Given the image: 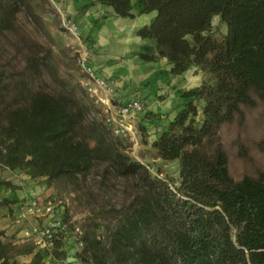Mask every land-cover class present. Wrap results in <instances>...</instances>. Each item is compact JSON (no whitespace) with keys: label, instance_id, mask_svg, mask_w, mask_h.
Segmentation results:
<instances>
[{"label":"trees","instance_id":"16d2710c","mask_svg":"<svg viewBox=\"0 0 264 264\" xmlns=\"http://www.w3.org/2000/svg\"><path fill=\"white\" fill-rule=\"evenodd\" d=\"M95 1L112 7L118 17L134 18L133 10L156 13L138 34L165 50L157 54L146 46L138 54L141 60L156 62L163 55L173 76L198 66L213 77L183 92L184 107L153 141L162 159L179 160L178 182L153 176L147 165L114 149L101 129L84 128L86 109L75 97L32 92L26 81L12 90L1 45L0 169L22 170L51 186L59 179L85 178L107 163L106 176L135 180L138 193L115 225L106 228L107 238L98 235V225L85 231L86 246L77 255L82 263L264 264V171L235 180L219 135L242 104L256 105L252 92L264 105V0ZM93 4H85L83 11ZM47 5L50 0H0V39L15 29L21 12L40 24L36 7ZM218 16L227 26L221 38L211 32ZM41 53L42 46L32 47L27 68L34 77L42 75L43 67L51 68ZM1 186L21 188L6 180H0ZM4 236L0 232V264L45 263L49 253ZM52 254L68 257L64 250ZM21 255H33V260L19 262Z\"/></svg>","mask_w":264,"mask_h":264},{"label":"rangeland","instance_id":"374dc122","mask_svg":"<svg viewBox=\"0 0 264 264\" xmlns=\"http://www.w3.org/2000/svg\"><path fill=\"white\" fill-rule=\"evenodd\" d=\"M90 1L94 4L87 12L83 11V6ZM107 8L95 0H50V5L45 9L36 7L41 16L40 24L21 12L15 29L0 39L1 64L12 82V90H16L15 85L21 81H26L32 92L45 90L56 95L75 97L86 109L84 128L93 126L101 129L114 149L147 165L153 176L178 182L179 160L162 159L153 141L184 107L187 99L182 97L183 92L204 82H212L213 77L198 66L183 75L173 76L169 61L163 55L159 56L155 64L142 63L141 68L135 64L139 62L137 58L140 59V52L126 57L112 55L113 47L102 37L109 22L107 18L110 11ZM60 11L80 22V40L64 29ZM211 32L217 38L227 33V26L219 16L214 18ZM189 38L192 39L191 36ZM149 40L147 47L152 52L159 54L165 50L154 39ZM83 45L90 50L97 66L107 68L112 74L110 77L121 82L124 94L119 97V101L137 99L144 104L145 112L134 121L133 134L115 135L105 123L101 105L91 98L85 88V76L78 67L79 50ZM33 46H42L41 55L51 65V68L43 67L40 77L31 75L27 68ZM252 95L256 105L242 104L241 112L235 115L233 121L223 124L219 132L229 156L230 174L237 181L246 175L257 177L260 171H264V105L255 92ZM151 112L155 115L153 118L148 116ZM107 165L101 163L90 175L75 181L55 180L51 184L50 194L35 197L52 200L59 217L79 223L84 231L98 225V235L107 238L106 228L115 225L119 212L139 190L133 178H124L116 173L106 176ZM12 173L24 178L28 176L22 170ZM30 180L36 185L45 183L44 179ZM71 246L69 242L62 245L70 259L73 256Z\"/></svg>","mask_w":264,"mask_h":264},{"label":"built area","instance_id":"2783aa9c","mask_svg":"<svg viewBox=\"0 0 264 264\" xmlns=\"http://www.w3.org/2000/svg\"><path fill=\"white\" fill-rule=\"evenodd\" d=\"M60 13L64 29L80 40V24L65 12ZM79 51L78 67L85 76V88L91 98L101 105L106 125L117 136L133 134L134 121L145 112L144 104L137 99L119 101L116 81L99 71L86 46L83 45ZM14 208L18 222H30L24 238L33 243L37 250L52 254L56 250H63L62 245L69 242L77 264H85L77 258L86 246L84 229L73 220L59 217L52 200L34 197L18 202ZM42 219H47V223H43Z\"/></svg>","mask_w":264,"mask_h":264},{"label":"crops","instance_id":"0c3cea01","mask_svg":"<svg viewBox=\"0 0 264 264\" xmlns=\"http://www.w3.org/2000/svg\"><path fill=\"white\" fill-rule=\"evenodd\" d=\"M108 7L109 20L106 25V32H103L102 37L107 39L110 42L112 49V55L126 57V56H134L143 50L144 47L149 46V39H144L138 34V30L145 26L151 24L153 19L156 17V13L151 14H138L137 10H133V13L136 15L134 18L129 17H118L114 12L112 7ZM87 12V10H86ZM78 22V21H77ZM80 24V22H78ZM121 28V30H119ZM103 44V43H102ZM109 46V45H108ZM110 50V49H109ZM137 60L139 62L135 63L137 66L141 68L142 63H151L145 62L141 59ZM95 64V63H94ZM155 64V62H152ZM96 65V64H95ZM97 66V65H96ZM99 71L110 77L107 68L97 66ZM171 68V67H170ZM117 87L119 90V97L123 95L124 91L121 88V82L116 80ZM29 176L24 178L23 176H18V174H13L12 170L5 169L4 171H0V180L11 181L14 185L20 186L19 189H10L6 186L0 187V202L3 200H19L22 201L24 199H31L37 195L50 194L52 191L51 186H48L46 183H38L36 185L35 182L30 180ZM17 204V203H16ZM15 203H9L0 205V232H4V240L5 241H13L14 243L21 244L27 242L25 237V231L30 226V222H18L15 217ZM47 219H42L43 223H47ZM67 258L56 259L53 254H47L44 256V264H77L75 256L69 258V254H67ZM19 262L29 263L33 260V255H21L18 258Z\"/></svg>","mask_w":264,"mask_h":264}]
</instances>
